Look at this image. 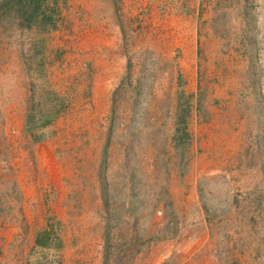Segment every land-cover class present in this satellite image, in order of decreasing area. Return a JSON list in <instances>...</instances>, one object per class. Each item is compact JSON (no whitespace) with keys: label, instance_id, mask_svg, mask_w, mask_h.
Listing matches in <instances>:
<instances>
[{"label":"rangeland","instance_id":"obj_1","mask_svg":"<svg viewBox=\"0 0 264 264\" xmlns=\"http://www.w3.org/2000/svg\"><path fill=\"white\" fill-rule=\"evenodd\" d=\"M131 1L59 0L45 46L62 114L38 142L25 131L31 35L0 27V264H50L45 255L57 251L32 253L50 222L64 243L56 264H264L250 225L260 196L252 193L264 191V0H196L185 73L177 47L185 35L141 30V17L165 15L175 0H147L148 9ZM98 12L123 29L83 30ZM181 93L192 136L183 166Z\"/></svg>","mask_w":264,"mask_h":264},{"label":"trees","instance_id":"obj_2","mask_svg":"<svg viewBox=\"0 0 264 264\" xmlns=\"http://www.w3.org/2000/svg\"><path fill=\"white\" fill-rule=\"evenodd\" d=\"M58 16H60L59 0H0V27L6 26L9 28L13 24V26H17L21 30L29 32L31 35V46L34 47V53L32 52V54H30L27 52L24 56L29 74L31 75L32 100L34 101L26 117L25 131L36 142L45 139L48 134L53 131L55 121L62 114L63 101L51 88L52 86L49 78L46 75L47 68L52 61H54V58H51V56L47 54L45 39L48 34L58 27L60 21ZM7 28H4L5 32ZM37 50L38 53L35 52ZM32 57H34L33 62L36 63H33V67L31 66ZM254 65L253 62V66ZM254 74L258 75L259 73L255 72ZM183 98H186V100L183 101ZM189 100L190 97H185L184 93L180 94L178 101V116L175 126V149L177 156L181 160L182 166L189 163L188 148L192 137L188 130V119L191 115ZM258 190V187L257 189L255 188L252 194L260 195L258 198H253V203L256 204L259 209L253 212L254 216L250 217L252 222L250 225H252V228L254 227L255 231L252 236H257L259 240L255 241V243L257 242V245H262L263 248H260V252H263L264 191L258 193ZM252 197L250 199H244L246 207L240 211L241 216L246 217L250 214L248 212L253 203L248 202V200H251ZM234 202L237 206L240 205L241 202L238 195H236ZM204 207L207 212H215L217 210H210L206 204H204ZM48 225V227L38 232L36 244L32 253L34 255L37 251L39 253H44L45 251L55 250L57 251L56 253L52 255L49 254L50 256L47 255V253L45 258L50 261V264H56L59 260L55 259V257L59 259L58 252L64 247V243L58 233V224L50 222ZM110 227L111 226H108V229H110ZM242 242L243 240H238L237 246L241 249L248 247V245ZM252 243L253 239L249 244L252 245ZM50 257H52L51 260ZM29 264H43V262L36 257L35 259L31 258Z\"/></svg>","mask_w":264,"mask_h":264},{"label":"crops","instance_id":"obj_3","mask_svg":"<svg viewBox=\"0 0 264 264\" xmlns=\"http://www.w3.org/2000/svg\"><path fill=\"white\" fill-rule=\"evenodd\" d=\"M144 1L146 2L145 8L148 9V1ZM195 3L196 0H175V8L171 10L172 13L166 12L165 15L161 13L158 15H146L140 18L144 21L142 22L143 26L141 30H177L176 33L178 35H185L183 43L177 44V47L181 49L183 58L185 59H183V62L179 65L184 68V70H182L183 73H185L187 66L192 67L194 64V60L191 62L188 60L194 58L193 56L196 51V30H199L200 12L196 9ZM98 13L93 16V18L97 20L95 27L92 26V29L83 28V30H120V27L123 29L120 21L118 22V26L115 25L116 17L112 16L111 18L106 13Z\"/></svg>","mask_w":264,"mask_h":264},{"label":"bare ground","instance_id":"obj_4","mask_svg":"<svg viewBox=\"0 0 264 264\" xmlns=\"http://www.w3.org/2000/svg\"><path fill=\"white\" fill-rule=\"evenodd\" d=\"M38 51V50H37ZM34 53V52H33ZM34 63V62H33ZM108 63V62H107ZM34 64H36V63H34ZM106 69H108V68H106ZM109 70V69H108ZM105 71V70H104ZM25 72V71H24ZM102 75V74H101ZM112 75V72H109V74H108V76H111ZM38 78V77H37ZM108 78V77H107ZM106 77H100L99 78V85H98V89H99V94H97V104H98V107H100L101 106V104H102V101H101V92L105 89V86H106V84H107V82H106ZM43 88V87H42ZM58 99H60V98H58ZM104 102V101H103ZM34 114V113H33Z\"/></svg>","mask_w":264,"mask_h":264}]
</instances>
